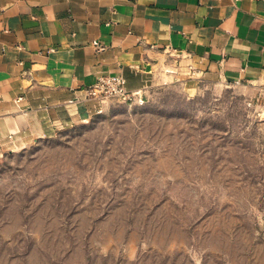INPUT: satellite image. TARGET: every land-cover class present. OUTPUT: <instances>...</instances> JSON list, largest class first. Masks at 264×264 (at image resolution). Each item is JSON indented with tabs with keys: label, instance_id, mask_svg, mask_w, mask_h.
<instances>
[{
	"label": "rangeland",
	"instance_id": "obj_1",
	"mask_svg": "<svg viewBox=\"0 0 264 264\" xmlns=\"http://www.w3.org/2000/svg\"><path fill=\"white\" fill-rule=\"evenodd\" d=\"M143 83L0 150V264H264V87Z\"/></svg>",
	"mask_w": 264,
	"mask_h": 264
},
{
	"label": "crops",
	"instance_id": "obj_2",
	"mask_svg": "<svg viewBox=\"0 0 264 264\" xmlns=\"http://www.w3.org/2000/svg\"><path fill=\"white\" fill-rule=\"evenodd\" d=\"M158 67L264 87V0H0V150L95 111L98 76L138 95Z\"/></svg>",
	"mask_w": 264,
	"mask_h": 264
},
{
	"label": "built area",
	"instance_id": "obj_3",
	"mask_svg": "<svg viewBox=\"0 0 264 264\" xmlns=\"http://www.w3.org/2000/svg\"><path fill=\"white\" fill-rule=\"evenodd\" d=\"M95 45L98 43L95 41ZM88 95L104 99L116 97L120 100H129L137 93L128 90L126 78L122 74H103L97 77L95 83L88 89Z\"/></svg>",
	"mask_w": 264,
	"mask_h": 264
}]
</instances>
